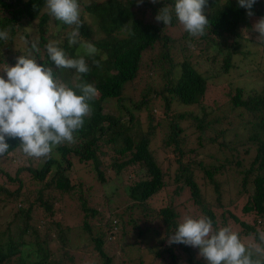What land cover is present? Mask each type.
<instances>
[{
	"label": "trees",
	"instance_id": "obj_1",
	"mask_svg": "<svg viewBox=\"0 0 264 264\" xmlns=\"http://www.w3.org/2000/svg\"><path fill=\"white\" fill-rule=\"evenodd\" d=\"M78 3L83 23L80 28L81 37L83 41L91 42L98 49L95 56L86 54L82 42L69 46L67 34L71 28L49 14L45 6L46 0H0V30L8 29L10 34L7 41L0 40V69L4 67V63L14 66L16 57L28 55L29 49L25 45V39L38 40L41 51L33 52L32 55L38 63L54 67L44 52V46L49 40H55L70 58L84 56L90 67V71L82 75L80 81L76 79L75 70L54 69L55 75L70 87L84 82L93 84L98 90V95L91 102L92 115L85 119L83 128L75 134L74 144L65 143L55 148L57 156L44 159L40 167L22 165L16 168L12 177L6 175L9 183L7 187L0 186V204L14 203L27 182H31L35 196L32 202L28 203L25 212L27 220L24 221L23 228H19L17 224V232L11 234L9 233L11 224L5 229L0 226V264H45V257L53 253L50 245L52 243L55 245L57 238L64 242L66 236L60 232L56 222L54 223L57 235L48 236L43 245L39 237H46L50 229L41 221L37 230L28 221L31 219L30 212L35 200L43 208L42 219L47 220L54 215L51 202L56 194L64 195L80 191V184L70 181L67 177L73 160L78 164H90L93 176L99 184L106 182L104 174L106 170L119 175L128 168L137 169L136 176L132 174L129 176L133 180L125 190L128 205L121 212L110 214L109 219L101 223L92 225L84 222L81 228L71 227L70 232L74 229L75 233H80L83 237L80 246L73 249L81 250L91 246L102 260L101 264H110V256L105 254L104 246L106 243L112 244L115 240H122L123 236L126 237L124 229L128 226L135 230V238L122 252V256L128 257L125 264H206V261L198 255L199 249L184 244L171 246L167 244L168 235L181 223L180 220L178 221L177 213L169 206L156 212L148 206L147 202L159 194L165 186L162 169L149 147L154 126H159L164 119L156 120L151 125L153 118L148 115L150 122L148 121L147 131L143 133L139 128H135L132 112H139L141 106L147 104L156 94H159L164 101L165 111L169 110L172 103L195 106L201 112L206 111L202 104L207 88L206 75L196 70L187 57H182L174 63L169 50L174 44L179 45V50L183 51L184 47L204 41L210 50H213V55L208 53L206 56V53L202 52L199 56L211 64L210 76L227 74L233 68L232 56L237 52L242 32L250 31L255 36L258 35L252 30L250 23L253 18L264 17V0H257L253 6L254 16L251 18L246 16L244 8L238 6L237 0H208L205 14L209 20V29L204 36L198 38L189 36L175 15L168 26L155 20L159 9L165 5H173L174 0H159L156 4L151 3L150 0H143L140 5H137L136 0H78ZM174 27L182 31L178 40L165 34L166 30ZM155 48L160 49L157 57L150 55ZM163 65L167 67L163 73L166 85L160 92H154L152 95L148 90L137 103L133 102L130 96L125 95L126 87L135 81L143 66L148 72L157 73L158 70L163 69ZM77 94L80 93L77 91ZM226 106L231 112L239 111V118H244L246 126L250 127L254 124L256 129L262 132L261 135L253 133L246 142L254 153L253 157H235L231 161L222 159L218 164L210 166L195 161L193 168L190 167V162L181 164L179 159L184 153L181 151L182 141L177 138L181 130L177 128L176 120L185 116L178 114L177 117L173 116L171 122L166 121L167 134L162 138L167 152L176 154V161L179 163L174 183L179 185L177 188L179 193L184 190L188 192L192 206L202 215L209 217L215 228L214 215L204 204L192 171H201L205 180L213 186L216 203L219 202L221 195L215 183V176L221 171L225 182H234L237 179L235 177L227 181V175L231 171L235 176L241 177L240 186L243 190L246 189V185L252 186L253 193L243 204L242 213L244 215L253 213L262 220V228H264V87L259 91H246L244 88L235 87L234 93L228 97ZM104 108L110 111L104 113ZM195 117H192L196 123L193 128L199 133H204L206 130L213 132V125L224 120L223 116L214 118L212 111L205 113L200 119ZM222 131L223 129L219 131L220 135ZM210 141L216 140L213 138ZM6 142L10 147L5 155L15 149L21 150L19 138L8 139ZM102 146L111 153L110 166L103 169L102 158L105 156V151L101 150ZM217 147L235 150L234 147L230 148L227 142H220ZM243 155L246 157L249 155L247 149ZM21 174L27 175L28 180H24ZM9 186L13 189L10 190ZM80 204L84 206V202ZM232 220L243 228L242 237L245 239L242 242L245 245H247L246 239L250 240V244L259 242L260 230L254 228V224L250 226L238 221L234 216ZM138 222L141 223L140 226L137 225ZM37 238L41 248L35 249L34 261L27 262L33 255L28 244L34 243ZM66 240L68 241L67 238ZM70 252L69 249L64 250V256L68 257ZM71 257H68L70 261Z\"/></svg>",
	"mask_w": 264,
	"mask_h": 264
},
{
	"label": "rangeland",
	"instance_id": "obj_2",
	"mask_svg": "<svg viewBox=\"0 0 264 264\" xmlns=\"http://www.w3.org/2000/svg\"><path fill=\"white\" fill-rule=\"evenodd\" d=\"M259 19H252L250 25ZM182 32V31H181ZM180 29L169 28L165 31V34L174 40L180 38ZM198 38V37H196ZM195 38V39H196ZM237 52L232 56V69L225 75L210 76V63L207 62L203 57L199 56L202 52L213 55V50L206 45V42L202 41L196 45H190L184 47V50H179V45L174 44L172 49L169 50L170 54L173 56V62H178L182 57H187L189 62L193 67L206 75L207 77V88L203 97L202 104L206 111L201 112L195 106H186L179 103L170 104L169 110L165 111V103L159 94L149 99L148 103L142 105L139 112H132L135 118V128L143 133L147 131V125H149L150 120H148V115L153 119L151 125L159 119L162 121L159 126H154L149 139V147L153 151V155L157 159V163L162 169L164 174L163 181L165 183L164 188L159 194L152 197L147 203L152 211H157L165 207H171L178 215V221H183L185 216H192L193 218H198L202 215L198 212L194 206H192L191 200L189 199L188 192L184 190L183 192H178V184L174 183V176L179 167V163L176 161V154H171L167 152V147L163 145L162 138L164 134H167L166 124L168 121L173 120V116H179L182 114L185 118L177 119V128L181 130L177 134V138L181 139V151L184 155L179 159L181 164L190 162V167H194L195 161L202 162L205 166L216 165L222 161V159L233 160L237 158H250L253 157L254 153L251 147H248V138L253 134L257 133L261 135L262 132L256 129V125L251 124L253 127H248L244 123V118H239V111L231 112L229 107L226 106L228 102V97L234 93L235 87L244 88V90H254L259 91L264 87V44H260L257 40V36L253 32H242V38L239 40ZM23 46V45H21ZM210 50V51H209ZM160 54V49L155 48L151 56H158ZM162 70L158 72H151L143 66L139 72V76L135 79L133 83L128 85L124 91L125 95L130 96L133 102L137 103L146 91L149 90L150 93L160 92L162 88L166 85V78L163 76L166 66H162ZM212 73V72H211ZM150 74V75H149ZM2 75L4 73L2 72ZM147 107V109H146ZM110 109L104 108L103 112L108 113ZM213 113L214 118L218 116H223L224 120L219 124L215 123L213 125V132L206 130L204 133H199L195 126V118L200 119L205 113ZM191 116V118H190ZM149 121V122H148ZM167 121V122H166ZM212 126V125H210ZM153 127V126H151ZM221 132L222 137L219 134ZM149 131V128H148ZM218 133V135H217ZM217 135V136H216ZM216 136V137H215ZM215 139V142H211L210 139ZM263 138V135L261 136ZM179 139V140H180ZM247 139V140H246ZM227 142L228 146L234 147L235 150H229L217 147L218 143ZM247 149L249 155L246 157L243 152ZM101 150L105 151V156L102 158V169L110 166L111 160L109 156L110 151H106L105 147H101ZM51 156H57L55 150ZM44 158H30L27 157L22 150L15 149L9 152L7 155L0 157V186L7 187L9 183L6 175L13 176L14 171L19 166L28 165L32 168L40 167ZM72 160V159H71ZM249 163L250 161H246ZM30 163V165L28 164ZM90 164H78L75 160L72 161V166L67 173V177L70 181L80 184V191L58 195L54 197L51 202V207L54 212L52 218H43V208L38 205L35 200L32 208L31 219L28 221L33 228L37 230L40 227L41 221L50 229L48 230V235L41 238V242L44 245V240H47L48 236L57 235V230L55 229V223L60 227V232H62L64 237V242L58 238L54 243L50 245L53 249V253L45 257V264H101L102 260L98 257L99 255L91 246L84 249H73L80 246L83 241V237L80 233H75L73 229L70 232V228L73 226H78L81 228L83 223H101L104 220L109 219L110 214L119 213L127 206V199L125 190L131 182L129 176L131 174L136 176L137 169L128 168L121 171V174L115 175L113 171H105L106 182L104 184H99L96 182L93 173L90 168ZM24 174V173H23ZM23 176L24 180H28V176ZM193 178L196 184L199 186L200 195L204 204L212 211L214 219L216 220L215 229L221 227H229L232 231L239 234L241 241L245 239L242 237L243 228L239 227L233 220L232 216L236 217L238 221L246 223L250 226L254 224V228L260 230V233L264 232L262 228V220L255 217L252 213L250 215H244L242 213V207L245 202H247L253 193L252 186L246 185V189L240 186L241 177L235 176L231 171L227 175V181L231 178H237L234 182H225L224 174L218 172L215 176V183L218 185V190L220 192V200L218 203L215 201V194L213 186L209 184L201 171L193 170ZM135 179V178H134ZM10 190L13 189L12 186L8 187ZM34 191L32 189L31 182H27L26 187L18 194L14 203H6L5 205L0 204V226L2 229L11 224L9 233L13 234L17 232L16 225L19 228L24 227L25 212L28 209L29 202L34 199ZM24 200V201H21ZM84 202V206L80 203ZM126 216H124V219ZM259 221V224H257ZM72 224V225H71ZM71 225V226H70ZM141 225V223H137ZM126 229V230H125ZM124 231H126V237L120 241H113L112 244H105L104 252L109 257L110 264H125L128 259L127 255L122 256V252L125 247L135 238V230L130 229L126 226ZM84 230V229H83ZM130 230V232H129ZM58 232V233H60ZM81 237H80V236ZM39 238L34 241V243L28 244L33 255L27 262L32 263L35 249L41 248L39 243ZM150 243L149 240H146ZM246 244H250V240L246 239ZM194 248V247H193ZM69 249L71 252L68 257H71L70 261L68 257L64 256L63 251ZM131 256V255H130ZM133 257V256H131Z\"/></svg>",
	"mask_w": 264,
	"mask_h": 264
},
{
	"label": "clouds",
	"instance_id": "obj_3",
	"mask_svg": "<svg viewBox=\"0 0 264 264\" xmlns=\"http://www.w3.org/2000/svg\"><path fill=\"white\" fill-rule=\"evenodd\" d=\"M156 4L159 0H150ZM257 0H237L246 16H254L253 6ZM137 5L143 0H136ZM208 0H174L173 5L159 9L155 20L165 26L171 24L173 15L191 37H201L209 29L205 9ZM51 16L69 26V46L82 42L88 56H95L94 44L83 41L80 28L81 9L78 0H46ZM257 40L264 44V17L253 24ZM10 38L9 30H0V40ZM28 55L16 57L14 66L4 63L0 69V157L9 150L8 139L19 138L22 152L30 158H51L55 148L65 143L74 144L75 134L83 128L85 119L92 115L91 102L98 95L93 84L79 82L70 87L54 73V69H70L77 73L76 79L90 71L84 56L70 58L59 42L49 40L44 52L53 66L38 63L33 52L39 53L38 40L25 39ZM97 66L98 63H97ZM77 91L80 94H77ZM167 244H184L199 249L198 255L206 264H264V232L259 242L245 245L239 234L229 227L218 230L206 215L198 218L185 216L167 237Z\"/></svg>",
	"mask_w": 264,
	"mask_h": 264
}]
</instances>
